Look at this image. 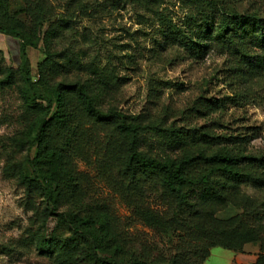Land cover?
<instances>
[{"label": "rangeland", "instance_id": "rangeland-1", "mask_svg": "<svg viewBox=\"0 0 264 264\" xmlns=\"http://www.w3.org/2000/svg\"><path fill=\"white\" fill-rule=\"evenodd\" d=\"M209 1L236 13L264 17V0H48L54 12L42 33L50 25L55 31L52 47L63 65L56 79L106 77L113 95L107 107L139 115L169 130L210 131L222 137L216 147L230 143L231 137H243L247 151L264 154V70L259 71L260 76L248 81L245 78L249 63L257 62L256 55L264 57V49L247 45L248 37L245 43L232 47L214 40L205 54L195 57L179 41L166 37L168 23L188 29L190 17L199 18L201 12L218 23L220 10L208 5ZM24 9L23 0L10 1V12L27 21ZM19 45L18 38L0 32V76L4 67H18ZM28 56L36 75L45 57L43 45L28 47ZM208 105L212 108L207 109ZM26 121L18 87L0 89V264H56L52 257L39 254L32 242L38 227L32 207H41L40 198H35L34 206L29 204L16 177L4 172L9 158H23L11 138L21 133ZM98 133L100 138L91 141L86 156L75 161L77 172L86 175L82 186L88 190V205L109 210L117 217V228L134 253L146 249L161 264L175 257L197 264L200 256L194 253L195 235L178 227H151L134 208L148 207L167 221L187 214L179 215L176 204L158 183L146 184L142 192L129 188L106 153L109 135L101 128ZM144 134L148 139L144 148L152 153L179 154L180 149L168 143L170 133L169 137L151 131ZM105 161L109 167L101 166ZM237 196L239 206L230 203L216 216L239 215L257 226L253 216L261 210L264 226V187L244 182ZM53 226L50 220V230ZM209 251V257L200 264H249L264 254V238L262 246L248 243L238 252L220 246Z\"/></svg>", "mask_w": 264, "mask_h": 264}, {"label": "trees", "instance_id": "trees-1", "mask_svg": "<svg viewBox=\"0 0 264 264\" xmlns=\"http://www.w3.org/2000/svg\"><path fill=\"white\" fill-rule=\"evenodd\" d=\"M10 1L0 0V32L20 40L21 60L17 68L4 67L0 89L18 87L27 121L21 133L11 138L23 158H9L4 172L16 177L29 204L40 198L41 207H32L38 223L32 242L39 254L52 257L56 264H161L146 249L134 253L111 211L88 205V190L82 186L86 175L77 172L75 161L86 156L93 139L100 138L99 128L109 135L106 153L129 188L142 192L146 184L158 183L176 204L179 215L187 214L167 221L148 207L134 208L151 227H178L195 235L198 241L194 253L200 256L197 264L209 257V248L220 246L238 252L248 243L263 245V211L254 212L257 226L239 215L219 218L216 214L230 203L241 204L237 196L241 183L264 187V154L247 151L243 137H231L230 143L216 147L222 137L210 131L169 130L139 115L107 107L113 95L106 77L64 76L57 80L63 65L52 47L55 31L50 25L42 33L54 12L52 5L48 0H23L27 17L23 21L10 12ZM207 4L220 10L218 23L201 12L199 18L190 17L188 29L168 23L166 37L171 42L179 41L195 57L205 54L214 40L232 47L245 43L248 37L247 45L264 49V17L219 8L215 1ZM40 44L45 57L34 75L28 47L38 48ZM256 58L257 62L249 63L247 81L264 70V57ZM147 131L170 133L168 143L180 149L179 154L158 155L144 148ZM101 166L109 167V163ZM50 220L54 222L51 230ZM168 264L187 263L175 257ZM249 264H264V254Z\"/></svg>", "mask_w": 264, "mask_h": 264}, {"label": "crops", "instance_id": "crops-1", "mask_svg": "<svg viewBox=\"0 0 264 264\" xmlns=\"http://www.w3.org/2000/svg\"><path fill=\"white\" fill-rule=\"evenodd\" d=\"M254 262V261H253Z\"/></svg>", "mask_w": 264, "mask_h": 264}]
</instances>
